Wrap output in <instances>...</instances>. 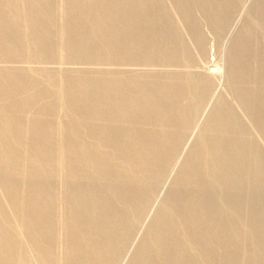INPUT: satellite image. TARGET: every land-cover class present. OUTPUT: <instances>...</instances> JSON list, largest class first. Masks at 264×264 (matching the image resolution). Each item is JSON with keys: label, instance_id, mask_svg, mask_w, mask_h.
Segmentation results:
<instances>
[{"label": "bare ground", "instance_id": "6f19581e", "mask_svg": "<svg viewBox=\"0 0 264 264\" xmlns=\"http://www.w3.org/2000/svg\"><path fill=\"white\" fill-rule=\"evenodd\" d=\"M56 2L0 0V264H264V0Z\"/></svg>", "mask_w": 264, "mask_h": 264}, {"label": "rangeland", "instance_id": "374dc122", "mask_svg": "<svg viewBox=\"0 0 264 264\" xmlns=\"http://www.w3.org/2000/svg\"><path fill=\"white\" fill-rule=\"evenodd\" d=\"M258 1H259V0H258ZM54 3H55V4L57 3L56 0H53V4H54ZM242 3H243V5H244V8H243V10H241L240 12H238V14H240V13L243 12V11H244L245 14H246V13H249V14L251 13V14H252L253 11H254L255 6L257 5V0H243ZM18 7H19V6H18ZM246 7H247L248 10H244V9H246ZM251 9H252V12L250 11ZM246 11H248V12H246ZM156 12H158V11L156 10ZM241 14H242V13H241ZM241 14L238 15V17H240ZM245 14H243V15H245ZM249 14H246L245 17H244L243 15L241 16V19H243L242 17H244V20H243L242 22H245V21L247 22V21H248L247 18L251 17ZM248 15H249V17H247ZM197 16H198V15H197ZM246 17H247V18H246ZM236 19H237V20H236V21L234 20V22L231 24V26H232L233 28H232L231 26H229L228 30H227L225 33H223V35H222L223 37L221 36L219 39H216V37H214L215 35L212 34V33H213V28H212L211 24L207 23V22L204 20V18L202 19V17L200 18V16H199V26H201V28H202V29H201V32L203 31L202 33H205L204 36L212 31V32H211V36H209V35H208V36H207V35L205 36V39L208 37V38L206 39V42L209 43V44H214V48H215V49L212 48V50H214V51L216 50L215 52L211 50V52H209V55H207V56L205 55L204 58H201L202 60H204L206 57H207V59H211L212 56H215V59L213 58V60H214V61L217 60V61H215V62H217L218 65H220V66H222V67L224 66V62H223L224 60H223V59H225L226 49H227L226 46H227V45L225 46V45H223V43L225 42L224 44H226V43L228 44L229 42H232V41H230V40H233V41H234V39H235L236 36L238 35L237 33H239L238 31H240V29H241V26L244 25V24L246 23V22H245V23L243 24V23L241 22V19H240V18H236ZM249 19H250V18H249ZM201 20H202V21H201ZM203 20H204V21H203ZM200 21L203 22V25H202V23H201ZM205 22H206V23H205ZM235 22H237V26H236V23H235ZM204 23H205L207 26H206ZM200 24H201V25H200ZM238 24L240 25V28H239ZM204 25H205V28H204ZM235 26H236V27H235ZM206 27L209 28L211 31H210L209 29H207ZM203 28H204V30L207 29V31H204ZM234 28H235V29H234ZM237 28H238L239 30H238ZM232 29H234L233 31H235V32L230 31V30H232ZM236 30H237V31H236ZM208 31H210V32H208ZM226 35H227V36H226ZM210 37L212 38V41H211ZM230 37H231V39H230ZM222 38H223V40H220V39H222ZM258 38H259V39H258L259 41H257V40H256V37H255V40L257 41V43L260 42V44L264 46V33H261V34L258 36ZM228 39H230V40H228ZM209 40H210V41H209ZM227 40H228V42H227ZM217 41H218V42H217ZM220 41H221V42H220ZM223 41H224V42H223ZM215 42H217L219 45H218V44H215ZM254 42H255V41H254ZM221 43H222V44H221ZM209 44H208V45H209ZM231 44H233V43H230V45H229L228 48H230ZM255 44H256V43H255ZM222 45H223V46H222ZM224 46H225V48H224ZM217 47H221V48H217ZM222 47L225 49V54L223 53V52H224V49H223ZM218 49H219V50H218ZM220 50H222V51H220ZM217 51H218V52H217ZM219 52H220V53H219ZM210 53H212V55H210ZM219 54H221L223 57L220 56ZM210 56H211V57H210ZM253 56H254V54L251 53V54H250V57L252 58ZM217 57H218V58H217ZM219 57H220V59H219ZM250 57L248 56V60H249ZM201 59H200V60H201ZM218 59H219V61H218ZM204 61H206V60H204ZM200 62H201V61H200ZM201 63H202V62H201ZM203 63H204V62H203ZM203 63H202V64H203ZM205 64H206V63H205ZM205 64H203V65H205ZM199 65H200V64H199ZM200 68H201V67H200ZM201 69H202V68H201ZM220 70H221L220 77H219V76L217 77V78H220V81H219V79L214 78V81H215V82H214V84H213V86H212V88H211L212 90L210 91L209 96H211L213 93H214V94H224L223 92H227V91H228V93H229V91H230V90H229L230 88H229L228 84L225 83L224 80L222 79V76H223V71H222V70H225V68H224V69H221V67H220ZM221 79H222L223 82L221 81ZM218 81H219V84L216 86V84H217L216 82H218ZM221 82H222L223 84H222ZM224 83H225V85H227V86H225ZM220 84H221V85H224L226 88L222 86L223 90H220V89H219V88L221 87V86H219ZM214 87H215V88H214ZM215 89L218 90V92H217ZM214 90H215V91H214ZM212 91H213V92H212ZM225 94H227V93H225ZM209 96H207V98H208ZM227 96H228V94H227ZM214 97H215V96H214ZM209 99H210V98H209ZM209 101H210V103H209ZM212 101H214V99L208 100V104H207L208 106L206 105L204 108L206 109V108L208 107L209 110H210V107H211V105H212V103H213ZM208 108H207V110L204 109V110L206 111V113H205V111H204V114H205V115L202 113L203 117L201 116V117H202L201 120H205V119H206L205 116L207 115V111H209ZM203 118H205V119H203ZM259 120L261 121V119H259ZM195 131H197V130H195ZM195 131H193V132L195 133ZM193 132H192V133H193ZM194 133L192 134L193 136L190 135V136H191L190 139L187 138L188 141L190 140V141L192 142V140H193L194 137H195V136H194ZM195 134H196V133H195ZM186 137H189V136H186ZM186 137H185V138H186ZM192 137H193V138H192ZM191 138H192V140H191ZM187 139H184L185 141L183 140V143H185V144L188 143L187 145L191 144V142L189 143L188 141H186ZM187 145H185V146L182 145V146L185 147L184 150H185V149L187 150V147L189 148L190 145H189V146H187ZM185 152H186V151H184V153H185ZM182 153H183V152H182ZM174 170H176V167H175ZM174 170L172 171V174H174ZM170 177H172V175H171ZM169 180H170V179H167V180H166L165 184L163 185L164 187L161 186V187L164 188V193L162 192L163 189L161 188V189H162V190H161V194H159L160 191H159V189H158L159 192L157 191V193H158L157 196H159V198H161L160 195L165 194V191L167 190L166 183H167V181H169ZM167 185H168V184H167ZM47 187H48V191L51 192L52 194H53V193H54V194H55V193H58V194L61 193V187H60V185H59L57 182H54V183H52V182L50 183V182H49V183L47 184ZM165 187H166V188H165ZM20 188H21V187H20ZM256 196H257L258 198L260 197L259 195H256ZM240 197H241V199L244 200L247 196H245V194L243 193ZM159 198L157 197L156 200L158 201ZM157 201L154 202V205H157ZM60 206H61V207H60ZM60 206H59L58 208L64 210L65 212L67 211L65 205L60 204ZM153 209H154V208H152V209L150 210V212H152ZM150 212H149V213H150ZM147 215L151 216L152 213H151V215H150V214H147ZM147 215L145 216V223H148V221L151 219V218L148 217ZM147 217H148V218H147ZM244 217H245V215H242L241 217H239V220H240V221H243V220H244ZM146 219H148V220L146 221ZM145 223H144V224H145ZM144 224H143V225H144ZM143 225H142V228L144 229V227L146 226V224H145L144 226H143ZM142 228H141V229H142ZM141 229H140V230H141ZM143 229H142V230H143ZM142 230H141L140 232H142ZM139 235H140V234H139ZM133 237H135V236H132L131 238L133 239ZM131 238H130L129 241H131V242H135L134 239H136V238L133 239L134 241H132ZM138 239H139V238H137V240H138ZM137 240H136V241H137ZM130 244H131V243H130ZM57 246L60 247L61 245L58 244ZM57 246H55L56 249H57ZM133 246H134V245H133ZM131 247H132V246H131ZM59 249H60V248H59ZM59 249H58V250H59ZM130 251H131V250H130ZM189 254L192 255V256H195V254H196V250L193 249V248H190V249H189ZM130 255H131V253H130ZM123 256H124V255H123ZM121 257H122V256H121ZM126 258H127V259H126ZM126 258H125L126 260H123L125 263H127V260L129 259V253H128V255L126 256ZM120 259H121V258H120ZM123 259H124V257H123ZM123 261L121 260V262H120V263L118 262V263L121 264V263H123ZM125 263H123V264H125Z\"/></svg>", "mask_w": 264, "mask_h": 264}]
</instances>
